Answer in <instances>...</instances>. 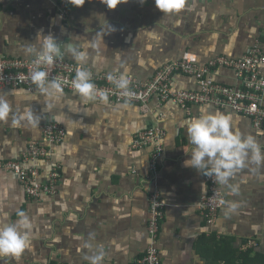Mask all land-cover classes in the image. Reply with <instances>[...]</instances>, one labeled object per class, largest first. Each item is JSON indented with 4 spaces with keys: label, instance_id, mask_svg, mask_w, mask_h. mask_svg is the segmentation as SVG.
<instances>
[{
    "label": "crops",
    "instance_id": "crops-1",
    "mask_svg": "<svg viewBox=\"0 0 264 264\" xmlns=\"http://www.w3.org/2000/svg\"><path fill=\"white\" fill-rule=\"evenodd\" d=\"M59 2L0 0V58H36L27 46L51 35L68 61L77 63L69 48L87 51L84 67L94 74L123 73L146 81L184 54L202 66L219 57L239 59L255 45L264 52V0H184L173 15H162L153 0H127L114 9L102 0H84L70 6L66 19ZM214 78L236 83L227 68H218ZM171 87L194 90L197 83L175 74ZM63 91L45 111L39 89L0 90L15 113L31 108L40 118L38 125L13 126L11 117L0 123V160H18L38 143L51 154L31 165L38 170L37 182L54 191L31 199L15 175L0 170V224L15 221L21 212L32 222L29 246L17 257H0V264H92L90 258L101 253L98 264H138L149 244L154 191L165 203L160 264H264V164L238 171L229 180L238 185L236 192L219 184L226 205L212 225L198 211L207 191L203 170L184 165L192 148L185 123L201 108L230 114L235 129L252 135L262 153L264 125L255 129L249 118L212 105L185 111L153 99L145 106L85 102L76 92ZM50 122L66 131L60 144H49L41 134ZM150 128L160 129L162 140L133 148L135 134ZM157 147L161 156L154 172L150 162ZM250 241L255 246L242 250Z\"/></svg>",
    "mask_w": 264,
    "mask_h": 264
},
{
    "label": "built area",
    "instance_id": "built-area-1",
    "mask_svg": "<svg viewBox=\"0 0 264 264\" xmlns=\"http://www.w3.org/2000/svg\"><path fill=\"white\" fill-rule=\"evenodd\" d=\"M59 13L63 19L68 17L69 8L72 5L69 0H59ZM36 58L30 60L0 58V90L4 88L24 89L34 92L38 88L30 80V73L35 68ZM264 67V52L258 45L252 46L246 54L239 59L219 57L200 66L195 58L188 54L175 62L162 66L149 80L139 81L132 77L129 79L130 97L116 89L107 79L108 74H94L91 72L92 83L96 86V99L100 100V93L107 95L109 104H135L147 105L152 99L159 104L172 103L182 110L187 111L190 106L212 105L216 108L227 109L231 112L249 118L255 129L260 130L264 125V75L261 68ZM80 65L68 61L62 57L57 58L53 65L45 67L49 80L62 82L63 90L75 92L72 81ZM218 68L232 70L236 83L224 85L215 80L214 74ZM87 69V68H86ZM88 70V69H87ZM175 74L190 76L196 80L197 88L194 90L174 91L171 80ZM118 77V74H112ZM41 134L49 144H60L66 137L65 129L57 123H46L41 126ZM163 132L158 128L142 130L135 134L132 146L142 149L162 140ZM50 151L38 143H31L27 152L18 160H0V170L10 172L24 187L26 195L31 199H38L41 195L54 194L53 186L39 184L37 182L38 170L31 165L39 158H46ZM161 156L160 148H156L151 157L150 169L157 170L158 160ZM57 173L52 174L56 178ZM207 186L206 194L198 204V211L206 224L212 225L220 209L226 205V198L215 177L205 176ZM223 201V202H222ZM165 203L161 201L159 192L151 195L149 206V219L147 232L149 244L138 264H160V251L158 249V235L161 222L164 217ZM255 246L250 241L242 250Z\"/></svg>",
    "mask_w": 264,
    "mask_h": 264
},
{
    "label": "clouds",
    "instance_id": "clouds-1",
    "mask_svg": "<svg viewBox=\"0 0 264 264\" xmlns=\"http://www.w3.org/2000/svg\"><path fill=\"white\" fill-rule=\"evenodd\" d=\"M74 6H81L84 0H69ZM109 9H114L119 3L127 0H102ZM141 4L145 0H139ZM155 8L162 15H173L181 10L184 0H153ZM28 52L36 55L35 68L30 73V80L45 97V111L54 102L64 95L62 82L49 80L45 67L53 65L54 61L62 56L60 45L51 35L38 36L35 44L27 46ZM74 59L80 65L72 81L74 91L85 100H95L96 86L92 83L89 70L84 67L87 63V51H78L75 47L69 48ZM107 79L113 83L116 89L122 91L126 97L132 93L129 91V79L123 73L118 77L108 74ZM107 95L100 93L101 102H107ZM11 117L13 126H21L24 123L39 124V117L29 108L22 113H15L13 106L7 99V94H0V123L8 122ZM185 134L192 146L190 158L184 162L186 167H192L203 175L215 177V182L229 187L233 192L238 190V185L229 184V180L241 169L249 164H264V153L260 150L259 143L252 135H245L235 129L233 117L220 111H210L201 108L198 115L192 116L185 123ZM223 202V201H222ZM32 222L30 218L21 212L17 219L11 223L0 224V257H17L30 244V232ZM91 257L92 264H98L102 257Z\"/></svg>",
    "mask_w": 264,
    "mask_h": 264
}]
</instances>
